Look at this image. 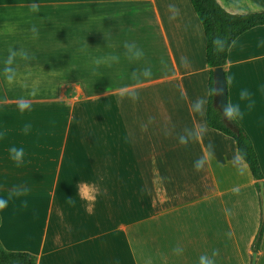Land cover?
I'll return each instance as SVG.
<instances>
[{
    "label": "crops",
    "instance_id": "crops-1",
    "mask_svg": "<svg viewBox=\"0 0 264 264\" xmlns=\"http://www.w3.org/2000/svg\"><path fill=\"white\" fill-rule=\"evenodd\" d=\"M217 1L264 11V0ZM224 68L264 174V25L233 42ZM209 77L191 0H0L3 246L36 264H112L96 254L112 249L118 264L253 253L262 201L235 140L207 125Z\"/></svg>",
    "mask_w": 264,
    "mask_h": 264
},
{
    "label": "trees",
    "instance_id": "trees-1",
    "mask_svg": "<svg viewBox=\"0 0 264 264\" xmlns=\"http://www.w3.org/2000/svg\"><path fill=\"white\" fill-rule=\"evenodd\" d=\"M206 36L207 64L210 68L209 98L206 109L207 125L232 137L237 146V151L242 160L247 164L252 177L256 181L259 190V181H264V174L253 141L243 126L235 119L239 133L233 132L224 124L220 112L213 105L214 80L213 69L225 66L228 52L233 42L244 32L251 28L264 25V11L254 13H231L225 10L217 0H191ZM222 41L223 47L218 50L214 41ZM1 223V216H0ZM264 234V216L256 236L252 249L259 250ZM37 257L28 251L7 250L0 241V264H36Z\"/></svg>",
    "mask_w": 264,
    "mask_h": 264
},
{
    "label": "water",
    "instance_id": "water-1",
    "mask_svg": "<svg viewBox=\"0 0 264 264\" xmlns=\"http://www.w3.org/2000/svg\"><path fill=\"white\" fill-rule=\"evenodd\" d=\"M214 80V97L213 105L220 112L222 120L226 127L231 129L235 133H239V127L233 117H225L224 109L228 105V80L224 66H218L213 69ZM259 194L262 201V208L264 211V181L259 182ZM257 252L252 253L251 264H256Z\"/></svg>",
    "mask_w": 264,
    "mask_h": 264
},
{
    "label": "clouds",
    "instance_id": "clouds-1",
    "mask_svg": "<svg viewBox=\"0 0 264 264\" xmlns=\"http://www.w3.org/2000/svg\"><path fill=\"white\" fill-rule=\"evenodd\" d=\"M35 5H33V10H35ZM214 44H216L218 46V50H220L222 47H223V43L222 41H214ZM142 53H137V56L141 55ZM112 59H116L115 57H112ZM99 62V61H98ZM144 75L145 76H149L151 75V72L150 70H145L144 71ZM249 95V93L246 91V90H241L240 92V98L243 100L245 99L247 96ZM203 104H204V101L202 99H196L194 102H193V105H192V108L197 111V112H200L202 111L203 109ZM27 107V105H20V108L23 109ZM241 114L240 112V107L239 105H231V104H228L227 107L224 109V115L225 117H233V116H239ZM180 141L181 143L184 142V137L181 136L180 137ZM10 156L12 159H14L17 164H19L21 162V159H22V155H23V149L22 148H16V147H12L10 148ZM203 164V160H197L194 162V166L199 168L201 167ZM6 201L3 200V199H0V208H3L5 205H6ZM200 264H212V261H210L207 257L205 256H201L200 257Z\"/></svg>",
    "mask_w": 264,
    "mask_h": 264
},
{
    "label": "rangeland",
    "instance_id": "rangeland-1",
    "mask_svg": "<svg viewBox=\"0 0 264 264\" xmlns=\"http://www.w3.org/2000/svg\"><path fill=\"white\" fill-rule=\"evenodd\" d=\"M258 189V188H257ZM259 191V190H258ZM132 222V221H129V223ZM34 225H33V229L36 228L38 226V219L36 221L33 222ZM135 225V223H132L130 226H133ZM151 221H145V226H148V227H151ZM102 244H104L105 246H109L111 245V247H117V245L119 244V239L118 237L115 238V237H111V238H104L102 240ZM97 254V259H100V256L101 258H107V259H111L112 261V264H118L115 262L114 259V256L119 254V252H115L113 249L112 250H105L101 253H96ZM252 254V253H251ZM250 252H240L239 253V264H249V260H250ZM133 257L131 255V253H129V264H134L133 263ZM118 262V261H117Z\"/></svg>",
    "mask_w": 264,
    "mask_h": 264
}]
</instances>
